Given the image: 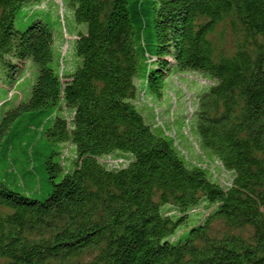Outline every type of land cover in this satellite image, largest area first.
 <instances>
[{
	"label": "trees",
	"instance_id": "1",
	"mask_svg": "<svg viewBox=\"0 0 264 264\" xmlns=\"http://www.w3.org/2000/svg\"><path fill=\"white\" fill-rule=\"evenodd\" d=\"M59 2L0 0V264H264V0Z\"/></svg>",
	"mask_w": 264,
	"mask_h": 264
},
{
	"label": "rangeland",
	"instance_id": "2",
	"mask_svg": "<svg viewBox=\"0 0 264 264\" xmlns=\"http://www.w3.org/2000/svg\"><path fill=\"white\" fill-rule=\"evenodd\" d=\"M56 4L59 5V0H55ZM43 5H40V8H42ZM33 12V11H32ZM24 11H21L17 14L16 16V19L14 21V27L15 29H19V30H22L26 24H27V21L23 19V15H24ZM66 22H67V25H70L71 23V18L68 17V15H66ZM71 33V32H70ZM72 34V33H71ZM216 36L219 38L220 42L219 43H222V44H228V43H231L233 41V36L230 32V30L228 28H224L222 25H220L217 29V34ZM66 38V44L68 45V52L65 56V61H64V67L66 69V71L68 69H70L69 67H71L72 69H70V71H73L74 70V64H72V61H71V58H72V54L71 52L73 51V41L72 40H68L67 41V37ZM71 39V37H70ZM64 49V46L63 48H61V50L63 51ZM26 71V67H25V70L24 72ZM32 70H27L25 75H24V78L23 80H21L20 83H22L24 80H26V78H31L32 77ZM182 81V84L179 83L177 80H173V83H171V85L169 86V88H173V91L168 89V92L166 94V98H164L162 100V103L163 104H166V105H162V108L159 109V113L162 115L164 113H166L168 111V109L170 111L174 110V109H177L176 107L178 106V113L180 114H183L185 116L183 117H186L187 119H190V116H191V111L193 109V106H189V103L190 102H187V98L188 96L190 98L194 97L195 98V95H197L201 90H199L200 88H203V82H206L203 77L201 76H198V75H194V74H187L186 78H182L180 79ZM28 82V81H26ZM173 85V86H172ZM182 86L180 87L182 92L181 94H183V90L187 91V93H184L185 95L182 97V99H178L176 100L177 102V106L175 104V102H172L173 98H175V93H176V86L179 87V86ZM3 86V85H2ZM189 88L191 89L190 91ZM193 91V92H192ZM9 96H7V99L9 100H13L15 104H17L18 102H20L21 100L24 99V94L21 90H19V87L16 88L15 90H10L9 92ZM4 99V94H0V101ZM186 100V101H185ZM3 102L0 103V107L2 105ZM139 105V104H138ZM168 105V107H167ZM170 107V108H169ZM6 111L9 110L11 108V103H8V105H6L5 107H3ZM187 109V110H186ZM175 111V110H174ZM189 114V115H188ZM145 115L147 116V112L145 113ZM166 116L163 115V117ZM145 119H147V117H144ZM163 121L166 122L167 121V116L163 118ZM177 138L181 141V147H182V150L185 151L186 153L189 152L190 150H192L191 147L188 146L187 143H184L183 142V135L181 133H179L177 135ZM190 138V137H189ZM194 144V142H193ZM195 145V144H194ZM198 152L197 148L194 149V151L192 150L191 153L193 154V156H195V152ZM117 153L115 154H119V155H126L122 152H119V151H116ZM187 157L190 158V153L187 154ZM104 160L112 165V166H115V167H122L124 165V163H122V159L121 158H117L115 155L113 156H110V158H104ZM215 168H218V170H215ZM212 171H214L215 174H217L216 172L218 171L219 172V178H221L222 180H226L229 176V174L227 172H225L220 166L218 167H211Z\"/></svg>",
	"mask_w": 264,
	"mask_h": 264
}]
</instances>
